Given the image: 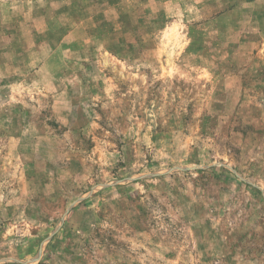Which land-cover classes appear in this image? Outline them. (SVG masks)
Here are the masks:
<instances>
[{
    "label": "rangeland",
    "instance_id": "1",
    "mask_svg": "<svg viewBox=\"0 0 264 264\" xmlns=\"http://www.w3.org/2000/svg\"><path fill=\"white\" fill-rule=\"evenodd\" d=\"M0 264H264V0H0Z\"/></svg>",
    "mask_w": 264,
    "mask_h": 264
}]
</instances>
